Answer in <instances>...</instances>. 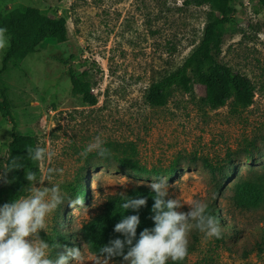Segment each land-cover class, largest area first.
<instances>
[{"label":"rangeland","instance_id":"rangeland-1","mask_svg":"<svg viewBox=\"0 0 264 264\" xmlns=\"http://www.w3.org/2000/svg\"><path fill=\"white\" fill-rule=\"evenodd\" d=\"M186 1L0 0L3 13L30 5L64 17L68 26L66 39L41 44L5 69L8 35V47L0 51V87L13 116L4 117L0 110V173L6 170L13 134H27L55 154L39 163L41 176L49 167L63 170L37 187L58 184L72 199L79 197L76 186L87 193L83 207L65 202L49 215L47 232L41 230L39 237L56 246L50 258L64 250L57 240L61 232L72 240L67 247L81 250L76 264H103L100 245H108L106 233L118 223L125 197L153 199L148 185L153 178L168 177L170 196L185 203L180 211L203 201L215 208L213 216L222 227L220 239L193 228L184 264H264V3L234 0L233 20L222 33L221 61L255 85L251 106L231 99L212 110L202 104L205 91L199 84L189 93L174 88L166 105H152L146 100L150 86L183 64L201 42L209 17L221 10ZM71 66L88 71L97 105L73 92ZM96 137L103 146L134 143L142 165L160 174H138L95 151L83 157ZM5 184L0 180V186ZM243 186H249V205L237 198ZM255 188L262 194L257 204ZM110 264L124 261L115 257Z\"/></svg>","mask_w":264,"mask_h":264},{"label":"trees","instance_id":"trees-1","mask_svg":"<svg viewBox=\"0 0 264 264\" xmlns=\"http://www.w3.org/2000/svg\"><path fill=\"white\" fill-rule=\"evenodd\" d=\"M262 1L264 3V0ZM186 2L196 6L213 4L219 6L221 10L209 17L201 42L185 58L183 64L162 80L150 86L146 95L147 102L156 106H164L167 104L168 95L172 89L177 88L189 93L196 84H199L204 87L205 91L201 102L212 110L227 105L231 99H234L240 106H251L255 102L256 96L253 81L247 75L233 70L231 66L223 63L220 58L223 28L233 20L234 0H187ZM0 28H6V35L10 37V45L3 58L4 69L10 61L23 59L28 54L37 52L41 44L61 41L68 36L67 21L64 17L50 16L43 9L30 5H21L18 9L7 13L0 11ZM69 75L73 92L80 95L88 105H97L99 97L92 90L88 71H81L71 66ZM0 92L3 98L0 103L2 115L12 118V108L8 95L5 89L1 87ZM29 147L33 149L38 147L34 136L14 133L9 144L6 170L10 164V159L17 158L25 169L35 171L39 179L41 167L39 162L27 156V148ZM104 147L111 151V156L104 159L115 158L122 168L138 174H160L158 170L149 169L142 165L137 158L136 146L130 141H108ZM205 166L212 172L217 170V167L210 162H206ZM7 174V180L10 182L0 186V206L4 203H10L14 199L24 197L29 188L33 186L26 180L24 168L10 171ZM243 187L245 188L240 190L237 198L242 205H249V200L246 197L249 195V186ZM74 192L79 198L87 200V193L82 185L76 186ZM252 195V200L256 204L262 198L261 192L256 188ZM153 203L152 198H147V206L142 207L138 212L132 209L125 210L121 207L116 213V221L119 223L128 215H139L141 223L137 228L138 239L141 231L145 228L154 227V221L151 219ZM214 209L212 206H208V214L213 215ZM106 238L108 241L116 238L124 239L122 234L114 232V228L106 233ZM57 240L62 246L73 244L72 240L61 232L58 233ZM185 260L169 261L168 264H184Z\"/></svg>","mask_w":264,"mask_h":264},{"label":"clouds","instance_id":"clouds-1","mask_svg":"<svg viewBox=\"0 0 264 264\" xmlns=\"http://www.w3.org/2000/svg\"><path fill=\"white\" fill-rule=\"evenodd\" d=\"M7 29L0 28V51L8 47ZM100 137L89 144L81 153L85 158L96 152L101 158L111 156V151L104 146ZM55 154L43 147L27 148L30 159L43 164L51 161ZM24 168L25 178L33 185L30 195L14 199L0 206V264H69L70 261L81 260L79 248L64 246L55 259L50 258V249L56 247L40 239L41 230L47 232L48 217L65 202L75 209L83 207L84 199L66 197L58 184L51 187H37L50 182L53 173H61L62 169L49 167L40 179L36 172L27 170L17 158H11L8 169L0 173V180L9 183L7 173ZM153 195L154 203L151 219L153 228H145L139 233V215L125 216L114 227V232L123 235L124 239H112L108 245L100 248L103 264H110L115 257H122L124 264H168L169 261H183L188 256L189 233L195 228L204 233L207 238L220 239L222 227L219 220L208 214V204L203 201H193L188 204V211H180L185 205L181 200L172 198L169 194L168 177L153 178L148 185ZM147 206V198L125 197L121 207L125 210L139 211ZM60 248V247H59ZM58 248V249H59Z\"/></svg>","mask_w":264,"mask_h":264}]
</instances>
